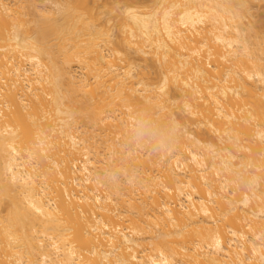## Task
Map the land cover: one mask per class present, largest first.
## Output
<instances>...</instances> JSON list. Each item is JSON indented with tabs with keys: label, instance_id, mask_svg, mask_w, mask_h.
Segmentation results:
<instances>
[{
	"label": "bare ground",
	"instance_id": "bare-ground-1",
	"mask_svg": "<svg viewBox=\"0 0 264 264\" xmlns=\"http://www.w3.org/2000/svg\"><path fill=\"white\" fill-rule=\"evenodd\" d=\"M118 1L0 0V264H264V0Z\"/></svg>",
	"mask_w": 264,
	"mask_h": 264
},
{
	"label": "clouds",
	"instance_id": "clouds-1",
	"mask_svg": "<svg viewBox=\"0 0 264 264\" xmlns=\"http://www.w3.org/2000/svg\"><path fill=\"white\" fill-rule=\"evenodd\" d=\"M128 138L133 145L146 146L152 153L163 155L172 151L179 142V122L161 120L148 111H141L128 128ZM108 178L116 180L118 175L112 173Z\"/></svg>",
	"mask_w": 264,
	"mask_h": 264
},
{
	"label": "rangeland",
	"instance_id": "rangeland-1",
	"mask_svg": "<svg viewBox=\"0 0 264 264\" xmlns=\"http://www.w3.org/2000/svg\"><path fill=\"white\" fill-rule=\"evenodd\" d=\"M39 1H40V0H39ZM114 1H118V0H114ZM120 1H122V0H120ZM136 1H137V2H135V3H136V4H139V5H144V4H147V3H148V0H136ZM118 2H119V1H118ZM122 2H123V1H122ZM122 2H119V3H120V6L123 5ZM49 3H50V2H49ZM108 6H109V5H108ZM108 6L105 8V10H107V9L110 8V7H108ZM107 16H108V15L105 16V14H104L102 19H104V18L107 17ZM116 31H117V29L114 28V29H113V32H116Z\"/></svg>",
	"mask_w": 264,
	"mask_h": 264
}]
</instances>
